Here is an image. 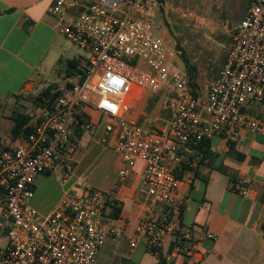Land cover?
I'll list each match as a JSON object with an SVG mask.
<instances>
[{
  "label": "built area",
  "instance_id": "obj_1",
  "mask_svg": "<svg viewBox=\"0 0 264 264\" xmlns=\"http://www.w3.org/2000/svg\"><path fill=\"white\" fill-rule=\"evenodd\" d=\"M78 7V14L70 13ZM161 7L160 0H55L52 12L62 20L61 32L86 50L88 59L80 81L57 83L56 102L34 130L0 148V264H95L101 246L118 234L106 221L109 196L90 187L80 193L66 189L47 215L32 205L37 175L57 172L63 185L73 178L78 147L73 127L83 110L86 134L93 137L97 127L87 108L106 118L105 133L114 136L111 146L121 158L120 180L142 162L144 191L152 202L169 206L165 215L142 226L153 255L177 229L181 147L215 135L228 143L242 130L264 134V119L245 110L253 102L264 103V0H249L219 74L197 93L178 63L181 46L161 30ZM183 16L207 21L198 14ZM135 58L149 69L135 64ZM143 90L159 96L161 109L171 114L162 131L152 129L149 118L139 122L129 115ZM238 187L242 196L249 195L246 181ZM6 234L9 243L3 246ZM188 243L182 246L184 255L193 251Z\"/></svg>",
  "mask_w": 264,
  "mask_h": 264
},
{
  "label": "crops",
  "instance_id": "obj_2",
  "mask_svg": "<svg viewBox=\"0 0 264 264\" xmlns=\"http://www.w3.org/2000/svg\"><path fill=\"white\" fill-rule=\"evenodd\" d=\"M54 3L55 0H0L2 149L23 139L12 135L19 115H30L29 123L35 125L56 102L55 98L52 104L41 108L34 100L55 94L59 81L71 85L84 75L88 52L85 50L87 56L84 57V49L61 32L62 20L52 12ZM80 9L74 8L70 13L76 15ZM139 99L138 95L133 103ZM87 111L91 120L97 123L96 132L102 121L106 125V118L97 111L90 108ZM162 113L152 118L142 113L143 120L149 118L150 123L162 131L171 117L170 112L163 110ZM73 134L77 143L89 139L84 129L77 125L73 127ZM103 135L114 143L113 135H106L105 130ZM210 142L211 154L204 159L191 157V148L181 147L182 154L190 159L181 170L184 182L176 203L180 216L175 233L166 238L157 255L148 251L142 226L148 218L165 215L169 206L152 202L144 191L142 162H138L130 175L121 181L119 159L116 182L108 192L113 205H108L106 211L107 223L116 227L118 234L101 246L96 262L100 257L110 256L119 258L117 264H161L159 256H162L168 264H264V134L242 130L237 140L225 143L215 135ZM41 175L45 174L37 175L36 179ZM243 180L249 188L246 197L241 195L238 187ZM78 181L74 173L69 186L74 193L84 190ZM65 190L62 188V195L49 204L47 214L57 207ZM114 206L119 207L116 215ZM3 220L2 216L0 226ZM206 232L216 238L206 237ZM188 241L192 243L193 251L184 255L181 249L189 244Z\"/></svg>",
  "mask_w": 264,
  "mask_h": 264
},
{
  "label": "rangeland",
  "instance_id": "obj_3",
  "mask_svg": "<svg viewBox=\"0 0 264 264\" xmlns=\"http://www.w3.org/2000/svg\"><path fill=\"white\" fill-rule=\"evenodd\" d=\"M160 1L162 7L158 22L161 24V30L169 39L175 40L181 46L183 55L179 58L178 63L185 70L187 69L185 55L189 62L196 66L199 87L204 89L221 69L232 45L233 27L243 17L249 0ZM183 12L201 15L207 21L196 22L193 17L183 16ZM64 36L66 37L65 34ZM83 56H87L85 50H83ZM134 63L149 69L141 58H135ZM140 93V99L135 101V104L131 103L129 115L133 120L142 121L145 117L142 113L151 118L163 114L156 95L144 90ZM54 101V98H51L47 104L39 106L45 108L46 105L52 104ZM262 109H264V105H262ZM94 122L96 121L94 120ZM149 126L158 130L153 122L149 123ZM104 130L105 121H102L93 137L78 143L74 154L73 168L76 178L79 179V187L84 189L90 187L101 194L108 195L109 189L116 182L117 163L120 155L111 147V139L103 135ZM58 177L57 173L51 172L36 179L32 204L44 215H47L46 208L54 198L62 195V188L68 189L70 186V182L63 185ZM2 216L3 211L0 213V223ZM8 243L9 238L6 234L3 237L2 245L6 246ZM127 249L130 250L131 247L127 245ZM117 260L119 261L118 257H114V259L110 256L100 257L96 264H117Z\"/></svg>",
  "mask_w": 264,
  "mask_h": 264
},
{
  "label": "trees",
  "instance_id": "obj_4",
  "mask_svg": "<svg viewBox=\"0 0 264 264\" xmlns=\"http://www.w3.org/2000/svg\"><path fill=\"white\" fill-rule=\"evenodd\" d=\"M242 19V18H241ZM240 22V21H239ZM233 32L235 31V26L233 27ZM184 60L186 62V70L190 76V80H191V85L193 86L195 93H197V90L201 89V87H199L198 84V72H197V68L196 66L192 65L189 60L187 59V57L184 55ZM56 94L52 95V98H56ZM34 103L37 105H41L40 103H38L36 100H34ZM48 102H46L45 104H47ZM262 105H264V103H257V102H253L251 104H249V106L247 108H245V110L255 116H258L260 118L264 119V110L262 109ZM32 117L30 115L27 114H21L19 115L16 119H15V126L13 128V132L12 135L13 137H22L25 138L27 137L35 128V125L38 123V121L40 120V118L37 120V122L35 123V125L30 124L29 121ZM79 122L77 126L81 127V123L85 120L88 119V114H86V111L83 110V114H81L80 116H78ZM191 148V153L192 156L191 157H201V159L205 158L206 155L207 157L211 154V142H210V138H204L201 142H199L197 145L195 146H190ZM190 153V154H191ZM188 159H190L189 157L185 156V161L183 164V168H185V164H187V162L189 161ZM187 160V161H186ZM108 205H113V202L111 199L108 200ZM119 211V207L118 206H114V214L116 215L117 212ZM180 216V215H179ZM185 241V239L183 240ZM189 242V241H188ZM160 249V248H159ZM159 249L157 251V254L159 253ZM156 254V255H157ZM160 257V262L161 264H168L166 258L159 256Z\"/></svg>",
  "mask_w": 264,
  "mask_h": 264
},
{
  "label": "water",
  "instance_id": "obj_5",
  "mask_svg": "<svg viewBox=\"0 0 264 264\" xmlns=\"http://www.w3.org/2000/svg\"><path fill=\"white\" fill-rule=\"evenodd\" d=\"M51 95H47V96H43L41 98L37 99V102L41 103V104H45L47 101H49L51 99Z\"/></svg>",
  "mask_w": 264,
  "mask_h": 264
},
{
  "label": "flooded vegetation",
  "instance_id": "obj_6",
  "mask_svg": "<svg viewBox=\"0 0 264 264\" xmlns=\"http://www.w3.org/2000/svg\"><path fill=\"white\" fill-rule=\"evenodd\" d=\"M239 23V22H238ZM238 23L235 25V27L238 25Z\"/></svg>",
  "mask_w": 264,
  "mask_h": 264
}]
</instances>
